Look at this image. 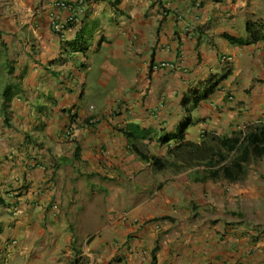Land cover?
<instances>
[{
  "label": "crops",
  "instance_id": "crops-1",
  "mask_svg": "<svg viewBox=\"0 0 264 264\" xmlns=\"http://www.w3.org/2000/svg\"><path fill=\"white\" fill-rule=\"evenodd\" d=\"M249 21L264 0H0V264H264L239 211L264 164L232 183L143 159L212 75L188 139L264 123V41L224 37Z\"/></svg>",
  "mask_w": 264,
  "mask_h": 264
},
{
  "label": "trees",
  "instance_id": "trees-1",
  "mask_svg": "<svg viewBox=\"0 0 264 264\" xmlns=\"http://www.w3.org/2000/svg\"><path fill=\"white\" fill-rule=\"evenodd\" d=\"M247 32V38L229 34L224 37L234 45L264 41V21H249ZM3 61L6 65L7 59ZM229 75V71L212 75L206 85L193 94L191 100L184 102L188 116L178 129L160 139L163 142L174 141L168 153L165 156L143 155V159L151 162L155 170L178 174L204 167L206 178L238 183L247 178L252 164L264 157V123L251 125L231 135L205 133L200 141L187 138V129L192 124L189 114L206 101Z\"/></svg>",
  "mask_w": 264,
  "mask_h": 264
},
{
  "label": "rangeland",
  "instance_id": "rangeland-1",
  "mask_svg": "<svg viewBox=\"0 0 264 264\" xmlns=\"http://www.w3.org/2000/svg\"><path fill=\"white\" fill-rule=\"evenodd\" d=\"M77 47L78 48L83 47V41L82 40L79 42ZM182 122L179 124V126L182 125ZM258 164H260V165H258ZM262 164H264V161L262 162V160H260L257 163L255 162L254 165L261 167ZM251 169H252V166L250 167V170ZM250 170H249V172H250ZM242 207H243V210L239 209V211H243L242 213L244 214V216H246L251 222H258L259 220L264 221V196H262V198L260 196L259 197L251 196L244 202Z\"/></svg>",
  "mask_w": 264,
  "mask_h": 264
},
{
  "label": "built area",
  "instance_id": "built-area-1",
  "mask_svg": "<svg viewBox=\"0 0 264 264\" xmlns=\"http://www.w3.org/2000/svg\"><path fill=\"white\" fill-rule=\"evenodd\" d=\"M80 12H82V11H80ZM54 28H55V30H56L57 32H62V31H64V29H65V25H64L63 23H61V22H58V23L55 24ZM164 65H165V64H164ZM57 207H58V206L55 205L54 208H57Z\"/></svg>",
  "mask_w": 264,
  "mask_h": 264
}]
</instances>
